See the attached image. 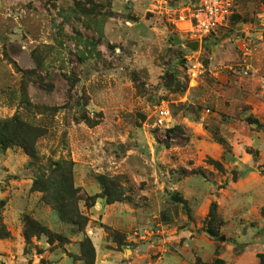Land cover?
<instances>
[{
  "label": "rangeland",
  "instance_id": "rangeland-1",
  "mask_svg": "<svg viewBox=\"0 0 264 264\" xmlns=\"http://www.w3.org/2000/svg\"><path fill=\"white\" fill-rule=\"evenodd\" d=\"M180 6L0 0V122L38 153L0 148V264H93L89 242L94 264H264V0H237L196 50ZM56 163L85 227L34 190ZM28 220L66 241L27 239Z\"/></svg>",
  "mask_w": 264,
  "mask_h": 264
},
{
  "label": "trees",
  "instance_id": "trees-1",
  "mask_svg": "<svg viewBox=\"0 0 264 264\" xmlns=\"http://www.w3.org/2000/svg\"><path fill=\"white\" fill-rule=\"evenodd\" d=\"M29 129L21 125L18 121H6L0 122V148L6 150L12 146L20 147L26 155L32 160L38 159V153L35 147V137L28 131ZM58 180L55 186H52L51 180ZM65 184L67 186L65 187ZM34 190L44 193L46 201H52L54 209L59 213L60 219L64 223L72 225H81L85 227L87 219L81 216L79 212L78 190L73 186L72 180V166L66 163L54 164L53 171L49 176H43L38 178L34 182ZM105 195L110 203L118 202L119 199H114L109 193V186L104 184ZM51 197H53L51 200ZM212 217H215V212H212ZM211 237H216V234L212 231H207ZM47 235L50 242L55 238L48 230L40 226L38 223L28 220L26 225V238L30 239L34 236ZM8 236L5 228L0 225V237L5 238ZM59 241H66L62 238H55ZM89 256L92 259V263L95 262V249L91 242L88 243Z\"/></svg>",
  "mask_w": 264,
  "mask_h": 264
},
{
  "label": "built area",
  "instance_id": "built-area-1",
  "mask_svg": "<svg viewBox=\"0 0 264 264\" xmlns=\"http://www.w3.org/2000/svg\"><path fill=\"white\" fill-rule=\"evenodd\" d=\"M158 4H168L173 0H155ZM176 22L181 29L195 42H203L215 34L219 29L228 26L231 21L237 0H179ZM189 76L197 78L202 66L198 61H190ZM173 120L171 111L161 106L154 113V128H169Z\"/></svg>",
  "mask_w": 264,
  "mask_h": 264
},
{
  "label": "water",
  "instance_id": "water-1",
  "mask_svg": "<svg viewBox=\"0 0 264 264\" xmlns=\"http://www.w3.org/2000/svg\"><path fill=\"white\" fill-rule=\"evenodd\" d=\"M198 46H199V42H196V44H193V45L191 46V48H192L193 50H196V49L198 48Z\"/></svg>",
  "mask_w": 264,
  "mask_h": 264
}]
</instances>
